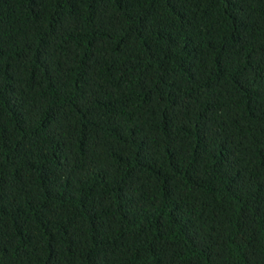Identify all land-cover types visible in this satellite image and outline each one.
Here are the masks:
<instances>
[{"label":"trees","instance_id":"obj_1","mask_svg":"<svg viewBox=\"0 0 264 264\" xmlns=\"http://www.w3.org/2000/svg\"><path fill=\"white\" fill-rule=\"evenodd\" d=\"M0 264H264V0H0Z\"/></svg>","mask_w":264,"mask_h":264}]
</instances>
